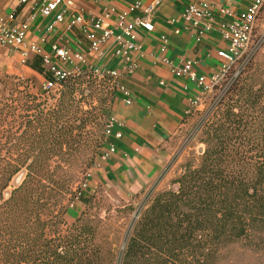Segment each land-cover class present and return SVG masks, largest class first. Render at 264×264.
Here are the masks:
<instances>
[{
  "label": "trees",
  "instance_id": "16d2710c",
  "mask_svg": "<svg viewBox=\"0 0 264 264\" xmlns=\"http://www.w3.org/2000/svg\"><path fill=\"white\" fill-rule=\"evenodd\" d=\"M28 65L43 72L39 57ZM84 75L91 74L66 80L58 96L49 97L32 93L19 77L4 83L0 262L264 264V67L251 60L225 94L204 109L202 154L195 164H185L173 180L175 189L155 194L138 212L119 254L97 240L102 224L93 211L97 193L82 195L102 146V108L75 82ZM8 117L19 119L11 128L22 129L25 151L18 155L23 158L8 156L16 146L12 130L4 129ZM22 171L21 182L4 198ZM75 199L87 208L68 223L65 214Z\"/></svg>",
  "mask_w": 264,
  "mask_h": 264
},
{
  "label": "crops",
  "instance_id": "0c3cea01",
  "mask_svg": "<svg viewBox=\"0 0 264 264\" xmlns=\"http://www.w3.org/2000/svg\"><path fill=\"white\" fill-rule=\"evenodd\" d=\"M150 1L73 0V4L86 14L98 15L113 8L110 22L114 23L122 12L128 13L125 21L131 22L132 17L143 14ZM192 1L165 0L151 16L154 23L152 31L134 28L141 45V50L133 55L136 67L132 73H122L118 79L119 84L129 91L131 101L127 103L126 96L118 90L111 108V116L120 123L113 132L119 130L121 137L116 138L114 134L106 137V151L110 146L114 147V151L106 158L100 157L98 165L89 172L82 187L83 198L90 197L96 188L101 187L113 201L128 200L158 187L167 177L172 142L195 109L192 100L201 102L204 99L213 89L212 78L220 69L222 60L218 51L225 48L227 42L218 29L219 22L239 16L253 0H211L214 19L209 30L202 26L185 28L181 22L183 7ZM137 2L140 8L131 11ZM222 8L231 10L233 16H225ZM30 11V7L21 5L19 0H0V21L24 23L27 40L45 45V33L53 15L35 13L31 16ZM176 29L180 30L177 34ZM59 31L67 47L84 52L85 62L77 64L80 70L88 65L99 68H119L122 65V60L113 55L112 45H104L100 52L90 55L87 52L88 40L75 28L70 32L64 28H59ZM34 58L31 56L27 63H22L17 51L0 45V75L33 73L41 78L42 84L43 73L28 65ZM162 58L170 60L173 65L192 61L194 78L173 74L171 66L162 62ZM84 206L82 201L77 200L75 208L70 210V217L73 219Z\"/></svg>",
  "mask_w": 264,
  "mask_h": 264
},
{
  "label": "built area",
  "instance_id": "2783aa9c",
  "mask_svg": "<svg viewBox=\"0 0 264 264\" xmlns=\"http://www.w3.org/2000/svg\"><path fill=\"white\" fill-rule=\"evenodd\" d=\"M95 1L100 2L103 0ZM164 1L151 0L143 9V14L132 17L131 22L125 21L128 13L122 12L118 14L117 20L112 23L110 17L114 13L113 8L97 15L86 14L82 8L74 6L73 0H19L21 5L30 7L31 16L35 13L43 16L53 15L52 22L45 33V45L27 40L25 35L26 25L24 23L9 24L4 21H0V45L17 51L20 54L22 63H27L31 56L40 58L44 76L42 82L44 92L58 94L63 82L87 72L100 79L109 78L115 85L116 91H121L126 96V102L130 103L129 91L119 84L118 79L122 73H132L136 67L133 55L141 50V45L136 39L134 28H141L146 32L152 31L154 23L151 16ZM263 6L264 0H253L239 16H235L227 22H219L218 29L227 43L225 48L218 51L222 63L218 73L212 78V88L226 74L232 73V76L236 77L238 70L244 68L246 63L253 59L262 42L257 29L259 13ZM139 8L140 5L137 2L130 10L133 11ZM213 9L211 0H194L183 7L180 20L185 28L202 26L204 29L209 30L213 27ZM221 12L227 17L233 16L229 9L222 8ZM59 28H64L66 32H70L75 28L81 33L88 40L87 52L90 55L100 52L104 45H112L113 55L122 60V65L119 68H99L96 65H88L84 70H80L77 64L85 62V54L67 47L62 41ZM179 31V29H176L175 33L177 34ZM161 61L171 66L173 74L188 76L191 79L195 76L190 60L179 65H173L166 58H162ZM66 65L72 66V68H67ZM201 102L192 100L195 108ZM117 125H120V123L110 115L105 123V136L109 137L114 134L116 138L121 137L119 130L113 132ZM113 151L114 147L110 146L101 157L106 158ZM88 174L89 172L87 177ZM85 182L82 183V187L85 186Z\"/></svg>",
  "mask_w": 264,
  "mask_h": 264
},
{
  "label": "rangeland",
  "instance_id": "374dc122",
  "mask_svg": "<svg viewBox=\"0 0 264 264\" xmlns=\"http://www.w3.org/2000/svg\"><path fill=\"white\" fill-rule=\"evenodd\" d=\"M257 32L261 36L262 42L260 43L259 49L255 53L252 60L254 62L258 61L264 67V6L259 13ZM247 65H250V61L246 63L244 68L238 70L237 75H239L240 72L247 67ZM9 77H19L21 79L27 80L29 90L38 96L49 97L58 96L59 94L44 92L42 90L41 78L36 77V75L33 73H26L22 74L21 76L15 74L0 75V96L4 89V83ZM234 78L235 76H232V73L223 76L213 87V89L204 97L201 104L197 108L193 109L188 115L184 121V125L175 135L174 141L172 142V149L170 152L171 159L166 168V172L168 174L161 185L154 187L151 191L146 192L145 194H137L128 200L122 199L119 202L110 199L103 188H96V203L93 211L97 210L100 214V217L102 218V224L97 234V240L100 243H107L111 245L112 248H114L116 254H119L123 250L127 237V231L134 219H136L138 212L149 204L150 200L155 194L169 189H175L177 187V185L173 183V180L182 173L186 163L190 162L195 164L204 150V144L201 142V113L211 103L217 102V100H219V98L225 94L227 89L232 84ZM76 81L79 84L82 83L81 88L85 89L84 96H94L93 101L95 105H98L102 108V146L100 148V153L102 155L106 151V136L104 133L105 123L106 119L111 115L112 103L117 92L115 85L109 78L100 79L98 77H94L93 75L80 76L79 78L75 79V82ZM91 85L92 87H90ZM17 120H19L17 117H8L4 126V129H6L8 133L12 130L14 140H12L11 143H16V146L12 147L10 150V155H8L10 159L23 158L18 154L23 152L25 148V146H23L25 145L24 141L20 139L22 129L20 128L19 130H16V127L11 128L12 126H16ZM16 147L18 150H15ZM100 157L98 158L97 162L90 169H88V172H90L93 167L98 165ZM23 176L24 172L22 171L12 178L9 187L3 191L4 198L9 196L10 190L21 182ZM76 201V199L73 201L72 205L65 214V220L68 223H72L80 215L81 211H84L87 208L85 205L83 209L79 211V213H76L72 219L70 217V210L75 208ZM0 264H2V262H0Z\"/></svg>",
  "mask_w": 264,
  "mask_h": 264
}]
</instances>
